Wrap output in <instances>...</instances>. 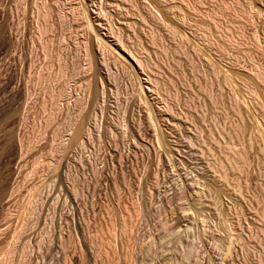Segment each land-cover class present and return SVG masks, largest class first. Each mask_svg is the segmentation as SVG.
Returning a JSON list of instances; mask_svg holds the SVG:
<instances>
[{
    "label": "rangeland",
    "instance_id": "1",
    "mask_svg": "<svg viewBox=\"0 0 264 264\" xmlns=\"http://www.w3.org/2000/svg\"><path fill=\"white\" fill-rule=\"evenodd\" d=\"M0 28V264H264V0H0Z\"/></svg>",
    "mask_w": 264,
    "mask_h": 264
},
{
    "label": "bare ground",
    "instance_id": "2",
    "mask_svg": "<svg viewBox=\"0 0 264 264\" xmlns=\"http://www.w3.org/2000/svg\"><path fill=\"white\" fill-rule=\"evenodd\" d=\"M8 18V17H7ZM6 22V21H5ZM5 26H9V25H6L5 24ZM100 26V25H99ZM90 27H91V25H90ZM4 28V27H3ZM7 28V27H6ZM1 29V28H0ZM2 30V29H1ZM4 30H7V29H5L4 28ZM4 30H3V32H4ZM3 34V36H2V38H3V41H5L8 45H12V44H14V37L12 36V33L10 32V30H9V28H8V30L5 32V33H2ZM1 34V35H2ZM14 35V34H13ZM97 35V34H96ZM1 39V38H0ZM2 40V39H1ZM96 42V41H95ZM2 43V42H1ZM10 45V46H11ZM14 46V45H13ZM100 46V45H99ZM100 48V47H99ZM123 51V50H122ZM128 52V51H127ZM124 53V52H123ZM122 53V54H123ZM103 55H102V53H101V51L98 49V44H97V46H96V44L94 43V41L92 40V38H91V44H90V46H89V50L87 51V61H88V64L90 65V66H92V65H95V67H96V65H98L99 67H100V70L102 71V73H104L105 75H108L106 72H105V68H104V66H103V63H104V60H103ZM16 67V66H15ZM15 71V70H14ZM13 71V72H14ZM1 74V73H0ZM9 74V73H8ZM112 74V73H111ZM107 77H109V75L107 76ZM111 77V76H110ZM111 79V78H110ZM16 83V82H15ZM18 86H20L21 87V85H18ZM17 87V86H16ZM19 87V88H20ZM14 88V87H13ZM24 88V87H23ZM20 89V95L24 98V103L25 102H27L28 101V96H29V94H28V92H27V90L26 89ZM19 95V94H18ZM20 96V97H21ZM22 98V99H23ZM21 100V99H20ZM82 100V98H77V101H81ZM28 104V103H27ZM24 120V116L23 117H21V115H20V117H19V119H18V124L20 125L21 123H22V121ZM134 122V121H133ZM133 122H132V124H133ZM18 124H17V126H18ZM14 131V130H13ZM84 132H85V130H84V128L82 127V125L79 127V128H77L76 129V131H75V134L73 135V138H74V140H73V143H74V141L77 139L78 140V143H79V141H80V139H82V137L81 136H83V134H84ZM15 134V133H14ZM86 135V134H85ZM16 136V135H15ZM14 136V137H15ZM88 136V135H87ZM84 137V136H83ZM72 140V139H71ZM77 140L75 141V142H77ZM11 141H13V140H10V143H11ZM15 141V140H14ZM82 141V140H81ZM20 142V141H19ZM71 143H72V141H71ZM13 144H14V148H12V149H14L13 150V152L15 153V157H16V161H15V167H13V169H12V172L10 173L11 174V176L13 177V176H15L16 175V172H17V170H18V167L20 166V164H21V160H19V148H20V145L18 146V142L17 143H11V145L13 146ZM66 144V143H65ZM65 144H61L59 147H57V149H56V151L58 152V153H62V151H63V149L65 148ZM8 145V144H7ZM65 145V146H64ZM83 145V144H82ZM8 147V146H7ZM11 147V146H10ZM67 147V146H66ZM70 147V146H69ZM68 148V147H67ZM22 149V148H21ZM10 150H11V148H10ZM55 151V152H56ZM12 152V151H11ZM12 152V153H13ZM56 152V153H57ZM9 153V152H8ZM57 153V154H58ZM62 156H63V153L61 154ZM60 155V156H61ZM66 156H68V155H66ZM10 157V156H9ZM18 157V158H17ZM121 157H123V156H121ZM61 158H63V159H61V161L59 162V166H58V168H59V172H57L58 173V176L61 174V170H63L64 168H66L68 165H67V162H66V160H68V159H64L65 158V156L64 157H61ZM11 160H13V159H11ZM64 160V161H63ZM14 163V162H13ZM14 166V165H13ZM66 166V167H65ZM12 167V166H11ZM61 171V172H60ZM64 171V170H63ZM9 174V175H10ZM61 175H63V172H62V174ZM11 176H9V177H11ZM66 175H64V177H65ZM60 177V176H59ZM67 177V176H66ZM14 178V177H13ZM61 179H63V178H61ZM66 179H68V178H66ZM66 182V181H65ZM68 182V181H67ZM66 188V187H65ZM70 188L67 186V188H66V190H62V191H65L64 193H63V195H65V200L68 202V200L70 201L71 199H72V192H71V190H69ZM54 193L55 192H53V195H54ZM59 195V194H58ZM57 195V196H58ZM72 195V196H71ZM56 196V197H57ZM66 202V203H67ZM70 203V202H69ZM67 213V214H66ZM65 214H66V218L69 220L70 219V215H71V213H69V212H66ZM65 217V216H64ZM71 217H72V215H71Z\"/></svg>",
    "mask_w": 264,
    "mask_h": 264
}]
</instances>
